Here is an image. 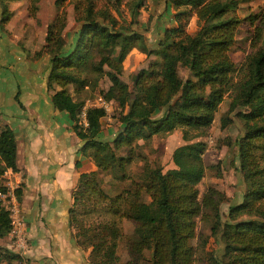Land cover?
Returning a JSON list of instances; mask_svg holds the SVG:
<instances>
[{"label":"trees","instance_id":"1","mask_svg":"<svg viewBox=\"0 0 264 264\" xmlns=\"http://www.w3.org/2000/svg\"><path fill=\"white\" fill-rule=\"evenodd\" d=\"M12 1L19 0H0L1 27L12 16ZM38 1L32 0V10ZM66 1L73 3L78 25L76 37L65 51ZM145 1L127 0L129 19L124 22L106 1H55L58 12L44 38L49 56L46 87L54 108L67 113L82 141L80 153L96 167L79 173L68 223L79 228L88 241L89 264H194L198 247L204 250L208 238L196 235L197 218L213 220L211 236L222 245L220 254L208 253V264H264V41L247 57L242 75L235 81L231 74L239 70L229 56L238 26L258 19L264 23V12L239 18V0H168L174 24L166 26L156 46L146 51L156 58L132 76L131 89L121 78L123 62L134 47L145 48L143 34L135 29ZM191 19L197 27L193 32L187 30ZM179 68L184 69L185 77L178 76ZM103 78L109 86L98 94L120 108V128L111 141L100 137L106 110L87 107L84 124L80 118L84 101L77 98L82 91L95 92ZM226 96L230 100L220 116V127L239 126L233 144L244 191L242 199L228 204L222 214L226 194L209 186L200 196L197 186L205 175L207 142L191 139L214 122ZM178 128L186 142L173 149L174 166L164 171L144 164L148 174L141 184L149 191V202L142 199L137 182L114 195L104 191L102 174L116 181L130 179L128 166L135 158H143L136 151L139 140L147 142ZM1 163L20 171L15 133L0 121ZM21 185L23 182L16 190L19 202ZM93 213L101 220L81 226V216ZM118 218L133 225L124 237L126 261L116 254L117 242L123 238ZM10 228L9 211L0 203V238ZM195 238L198 244H193ZM9 255V259H20L19 254Z\"/></svg>","mask_w":264,"mask_h":264},{"label":"rangeland","instance_id":"2","mask_svg":"<svg viewBox=\"0 0 264 264\" xmlns=\"http://www.w3.org/2000/svg\"><path fill=\"white\" fill-rule=\"evenodd\" d=\"M56 0H39L35 3L36 10H32V0H19L9 2V9L12 11V16L8 20L10 29L16 33L20 30L24 31L29 36L28 47L31 50L47 51L48 44L45 42L47 25L55 18L58 9L55 4ZM102 4L106 3L111 8L113 14L117 16L120 22L127 21L129 19V12L127 9V0H99ZM65 9V29L63 32L66 46L64 50H69L71 44L76 37L77 21L76 12L72 2L66 1L63 4ZM264 12V0H239V6L236 14L239 18L252 17L256 14ZM138 24L135 29L144 36V47H134L130 54L123 62V73L121 78L124 82L128 83L132 89V76L140 69L145 68L156 57L154 55H148L147 50L156 46L157 39L160 37L163 29L166 26L174 24L172 17V9L168 0H146L140 9V15L138 16ZM7 22V25H8ZM195 19H191L187 30L193 32L196 29ZM264 41V23L258 20L254 23L249 21L242 22L236 31L235 42L229 50V56L233 62L237 65L239 73L233 72L231 78L235 81L242 75L246 63L247 57L254 54L263 44ZM22 42V39L20 43ZM25 45V42H22ZM21 43V44H22ZM178 76L180 78L185 77V71L183 68H179ZM109 86V82L106 78L101 79L98 89L95 92L82 91L77 98L84 101V106L100 107L101 96L98 94V90H106ZM102 97V96H101ZM103 98V97H102ZM104 100V99H103ZM229 96H226L223 102L220 104L214 118V122L208 126L204 133L199 137L192 138L191 141L202 139L207 142V150L203 155L204 165L206 166L205 175L199 182L198 189L200 196L206 190L207 187L213 186L218 190L226 194L225 201L221 204V212L225 214L228 208V204L237 203L242 199L244 191V182L241 177L238 166V158L235 156L236 148L233 144L235 135L239 132V126L237 123L229 125L226 128L220 127V116L225 112L229 103ZM106 113L103 117L101 138L107 141H111L117 131L120 128V122L118 120L120 108L116 106L114 102H107ZM83 106V108H84ZM83 110V109H82ZM81 122L83 123V114L80 115ZM192 134V133H191ZM193 135V134H192ZM186 141L182 138V130L177 129L167 135H156L149 141L144 142L139 140V146L136 151L141 154L143 158H135L134 161L128 166V174L130 179L125 181H116L111 179L107 174L101 176V186L104 191L110 195H114L121 191L125 187H129L131 182H137L139 188L142 191V199L149 202L150 194L146 187L141 183L145 180L148 172L144 170V164H148L151 167H161L164 171L173 167L171 159L172 151L175 147L184 144ZM23 174V173H22ZM22 182V178H21ZM22 186V185H21ZM23 187V186H22ZM23 190V188H21ZM107 204V202H104ZM109 204V202H108ZM100 205H97L99 208ZM24 213V212H23ZM83 216V217H82ZM81 226L88 227L94 224L96 221L101 220L98 214L82 215ZM119 228L123 234V238L117 242L116 254L119 255L122 261L128 259L127 249L125 247L124 237L129 235L132 231L133 225L131 221L125 218L115 219ZM213 220H200L197 218L196 235H206L207 242L204 246V250L201 246L197 249L196 259L194 264H208L207 255L211 251H216L220 254L222 251V245L219 240L211 236V226ZM27 225V224H26ZM74 230V236L76 243L83 250H89V243L85 241L84 236L80 235L79 228L72 226ZM31 238H28L26 234V249L22 252L19 251V247L16 246L14 239L9 237V234L0 238V264H22L28 262V264H37L32 258L28 257V252L24 253L31 246ZM193 244H198L199 241L195 238ZM9 253L19 254V260L9 259Z\"/></svg>","mask_w":264,"mask_h":264},{"label":"crops","instance_id":"3","mask_svg":"<svg viewBox=\"0 0 264 264\" xmlns=\"http://www.w3.org/2000/svg\"><path fill=\"white\" fill-rule=\"evenodd\" d=\"M7 22L0 26V121L10 126L17 142L20 205L32 239L23 254L37 264H89V250L77 245L68 209L79 173L96 167L80 153L82 141L67 113L52 104L46 87L48 54L31 50L29 36L11 30Z\"/></svg>","mask_w":264,"mask_h":264},{"label":"built area","instance_id":"4","mask_svg":"<svg viewBox=\"0 0 264 264\" xmlns=\"http://www.w3.org/2000/svg\"><path fill=\"white\" fill-rule=\"evenodd\" d=\"M99 106L106 109L107 103L100 96ZM91 107H95L91 105ZM85 110L84 106L82 110L83 123L85 121ZM21 184V176L9 167H6L3 163L0 164V203L9 211V218L11 220V228L8 232L9 237L14 239L15 244L19 247V251L22 252L26 249V222L24 219L23 212L21 210L20 202L18 201L16 190ZM17 264V263H15ZM22 264H28L24 262Z\"/></svg>","mask_w":264,"mask_h":264}]
</instances>
